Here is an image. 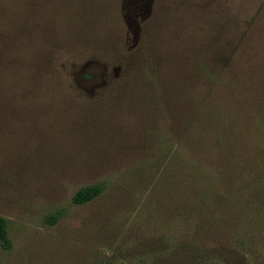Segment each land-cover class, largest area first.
I'll list each match as a JSON object with an SVG mask.
<instances>
[{"label": "rangeland", "instance_id": "obj_1", "mask_svg": "<svg viewBox=\"0 0 264 264\" xmlns=\"http://www.w3.org/2000/svg\"><path fill=\"white\" fill-rule=\"evenodd\" d=\"M81 1L91 26L54 65L72 92L0 115V264H264V148L240 108L264 0ZM199 61L234 69L237 104Z\"/></svg>", "mask_w": 264, "mask_h": 264}, {"label": "trees", "instance_id": "obj_2", "mask_svg": "<svg viewBox=\"0 0 264 264\" xmlns=\"http://www.w3.org/2000/svg\"><path fill=\"white\" fill-rule=\"evenodd\" d=\"M87 11L81 0H0V115L4 116L10 109L12 100L19 102L29 96H60L72 92L64 79L63 66L54 67L55 59L67 37L72 39L80 34L78 30L83 24L91 26ZM212 66L199 61L196 69L210 84L215 82L216 89L227 92L230 102L237 104L244 93L238 88L234 69L227 72ZM258 73L255 88L245 91L248 102L240 108L264 148V69ZM124 86H120L118 93L130 90ZM214 107L217 110L207 115L208 119L226 114L220 105ZM102 192L99 184L83 187L75 192L72 202L82 205ZM49 221L55 222L53 218ZM9 247L6 222L0 217V248L8 250Z\"/></svg>", "mask_w": 264, "mask_h": 264}]
</instances>
